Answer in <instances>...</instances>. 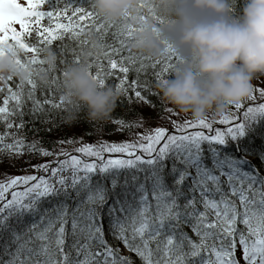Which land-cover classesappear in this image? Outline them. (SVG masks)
<instances>
[{
	"label": "snow or ice",
	"instance_id": "snow-or-ice-1",
	"mask_svg": "<svg viewBox=\"0 0 264 264\" xmlns=\"http://www.w3.org/2000/svg\"><path fill=\"white\" fill-rule=\"evenodd\" d=\"M139 9L113 22L93 0H0V54L14 47L16 63L36 69L0 83V157L28 155L31 168L0 180V264H264V76L221 116L174 119L180 112L155 89L179 57L166 40L160 59L132 50L148 20L163 22L150 0ZM54 45L60 61L44 85L43 53ZM85 61L101 87L115 80L120 105L151 114L111 116L112 131L130 134L122 141L75 147L82 136H65L58 150L28 141V123L69 124L64 68ZM76 123L93 135L86 116Z\"/></svg>",
	"mask_w": 264,
	"mask_h": 264
},
{
	"label": "clouds",
	"instance_id": "clouds-1",
	"mask_svg": "<svg viewBox=\"0 0 264 264\" xmlns=\"http://www.w3.org/2000/svg\"><path fill=\"white\" fill-rule=\"evenodd\" d=\"M105 19L118 22L125 13L140 15V0H93ZM166 23L149 20L135 36L133 50L159 58L166 40L181 62L166 83L158 86L162 101L193 121L221 116L252 93L253 81L264 76V0H243L239 16L237 0H151ZM23 53L5 46L0 54V83L8 78L26 81L36 69L17 64ZM45 70L39 82L46 85L60 57L49 48L43 53ZM66 123H74L83 111L90 122L102 125L114 112L119 93L101 87L87 62L68 64L62 76Z\"/></svg>",
	"mask_w": 264,
	"mask_h": 264
},
{
	"label": "trees",
	"instance_id": "trees-1",
	"mask_svg": "<svg viewBox=\"0 0 264 264\" xmlns=\"http://www.w3.org/2000/svg\"><path fill=\"white\" fill-rule=\"evenodd\" d=\"M242 6H243V0H237V3L234 6L235 7L234 13L239 15L241 13ZM54 50L56 51L57 49H54ZM58 55H59V53H58ZM59 57H60V55H59ZM69 59H70V57H69ZM130 79H131V76H130ZM109 86H113V85H109ZM155 91L158 92L159 89H155ZM38 95H39V93H38ZM3 98H4V94L0 93V102H2ZM121 99H122V97H120L118 99L116 108H115L114 112L112 113V116L118 115V114L125 115L126 120L135 121L137 119L136 113L142 112L144 114V112H146L145 110L148 109L146 107H141V106H139V108L136 109L135 108L136 104H133V105L128 106V107L122 106L119 103V101ZM150 99L153 100L154 102L157 101V98H155V99L150 98ZM29 106H30V104H29ZM167 106L170 107V105H167ZM81 116H85L83 111L81 112L80 117ZM24 119L25 120H31V117L25 116ZM57 122L59 123V120H57ZM87 127H88V125L86 123L77 124L75 121L74 123H71L70 125L69 124H61V128L64 129L63 131H61L58 128H53L52 131H48V126L41 124L40 121L37 120L34 124L28 123L25 126L21 135L25 136L28 141H32V140L41 141L45 148L52 149V148H55L56 146L59 145V144H54L53 142L59 141L60 139H62L65 136H68V137H73V136L81 137L82 136V137H85L86 139H95L99 136V134L100 135H110V134L117 133V132L112 131L113 126L111 125L110 120L108 122L102 124V125L95 124V127L90 129L91 132L93 133V135L84 134V129ZM97 133H98V135H97Z\"/></svg>",
	"mask_w": 264,
	"mask_h": 264
},
{
	"label": "rangeland",
	"instance_id": "rangeland-1",
	"mask_svg": "<svg viewBox=\"0 0 264 264\" xmlns=\"http://www.w3.org/2000/svg\"><path fill=\"white\" fill-rule=\"evenodd\" d=\"M23 2V1H21ZM136 109L139 108V106H135ZM146 112H144V115L147 116V115H150L151 114V110H145ZM174 119H179L181 122L183 121V119L187 118V119H191L190 116L188 115H185L183 113H180V117L179 118H175V116L173 117ZM148 125H146L147 127ZM154 126H157V122H153L152 123V127ZM167 127H169V131H172L171 129V126L170 125H165ZM215 126H219L221 127V125H214ZM142 130V129H141ZM77 138H79V136H75ZM130 138V134L125 131L124 133H115V134H111V136L109 135H102L99 139L97 140H100V141H104V140H107V141H122V140H125V139H128ZM97 140H94V141H78L74 146L75 147H79L80 146V143H95ZM64 147H70L68 145H63ZM59 147H61V145H58L56 150L59 149ZM48 158H39V159H36V160H31V164H36V163H41V162H44V160H46ZM0 180H3L4 179V173L6 172L7 174L9 175H12V176H15V175H23L25 174L24 173V169H27L29 172H31V168H30V165L29 163H22L20 161H18V158H13L11 161L9 160H6V159H3V157H0Z\"/></svg>",
	"mask_w": 264,
	"mask_h": 264
},
{
	"label": "bare ground",
	"instance_id": "bare-ground-1",
	"mask_svg": "<svg viewBox=\"0 0 264 264\" xmlns=\"http://www.w3.org/2000/svg\"><path fill=\"white\" fill-rule=\"evenodd\" d=\"M155 127V126H154Z\"/></svg>",
	"mask_w": 264,
	"mask_h": 264
}]
</instances>
